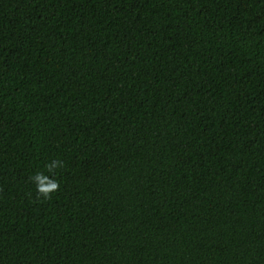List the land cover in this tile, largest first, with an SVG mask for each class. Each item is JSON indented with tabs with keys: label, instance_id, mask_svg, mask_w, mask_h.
Wrapping results in <instances>:
<instances>
[{
	"label": "trees",
	"instance_id": "obj_1",
	"mask_svg": "<svg viewBox=\"0 0 264 264\" xmlns=\"http://www.w3.org/2000/svg\"><path fill=\"white\" fill-rule=\"evenodd\" d=\"M0 264H264V0H0Z\"/></svg>",
	"mask_w": 264,
	"mask_h": 264
},
{
	"label": "clouds",
	"instance_id": "obj_2",
	"mask_svg": "<svg viewBox=\"0 0 264 264\" xmlns=\"http://www.w3.org/2000/svg\"><path fill=\"white\" fill-rule=\"evenodd\" d=\"M56 163H57V162H54V164H53V165H50L49 167L51 168V167L56 166ZM36 179L39 181V183H38V185H37L38 190H39V191H40L45 197H47L49 191H51V190H56V189L58 188V183H57L55 180L49 181V183H48V187H47V189H45V188L42 187L45 178H41L40 176H37Z\"/></svg>",
	"mask_w": 264,
	"mask_h": 264
}]
</instances>
